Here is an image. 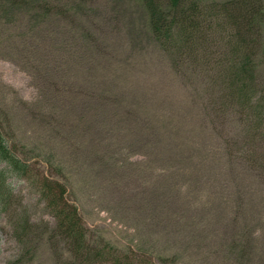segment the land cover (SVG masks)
I'll use <instances>...</instances> for the list:
<instances>
[{"label": "rangeland", "instance_id": "obj_1", "mask_svg": "<svg viewBox=\"0 0 264 264\" xmlns=\"http://www.w3.org/2000/svg\"><path fill=\"white\" fill-rule=\"evenodd\" d=\"M254 65L264 94V27ZM225 93L170 67L141 0H0V133L30 167L8 175L0 264H264V134L254 153Z\"/></svg>", "mask_w": 264, "mask_h": 264}, {"label": "trees", "instance_id": "obj_2", "mask_svg": "<svg viewBox=\"0 0 264 264\" xmlns=\"http://www.w3.org/2000/svg\"><path fill=\"white\" fill-rule=\"evenodd\" d=\"M151 36L176 72L188 68L197 75L212 76L222 87L223 115L235 114L243 139L256 144L264 134V94L258 90L254 56L264 27L263 0H226L202 4L199 0H141ZM0 133V208H11V174L27 179L30 167L19 160ZM244 144L242 149H246ZM40 196L52 211L62 234L77 254L84 253L79 217L65 201V188L41 180ZM26 225L28 223L26 222Z\"/></svg>", "mask_w": 264, "mask_h": 264}]
</instances>
